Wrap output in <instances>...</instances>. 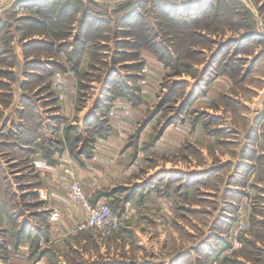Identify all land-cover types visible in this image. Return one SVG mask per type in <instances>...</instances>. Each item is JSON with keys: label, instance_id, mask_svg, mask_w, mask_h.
Listing matches in <instances>:
<instances>
[{"label": "rangeland", "instance_id": "rangeland-1", "mask_svg": "<svg viewBox=\"0 0 264 264\" xmlns=\"http://www.w3.org/2000/svg\"><path fill=\"white\" fill-rule=\"evenodd\" d=\"M0 264H264V0H0Z\"/></svg>", "mask_w": 264, "mask_h": 264}, {"label": "built area", "instance_id": "built-area-1", "mask_svg": "<svg viewBox=\"0 0 264 264\" xmlns=\"http://www.w3.org/2000/svg\"><path fill=\"white\" fill-rule=\"evenodd\" d=\"M62 187L68 197L78 203L84 211V220L77 226L78 231H85L91 228L100 229L104 236H111L121 225V216L107 202H92L78 180L62 183ZM246 223L239 225L244 229Z\"/></svg>", "mask_w": 264, "mask_h": 264}, {"label": "crops", "instance_id": "crops-1", "mask_svg": "<svg viewBox=\"0 0 264 264\" xmlns=\"http://www.w3.org/2000/svg\"><path fill=\"white\" fill-rule=\"evenodd\" d=\"M67 170V169H66Z\"/></svg>", "mask_w": 264, "mask_h": 264}]
</instances>
